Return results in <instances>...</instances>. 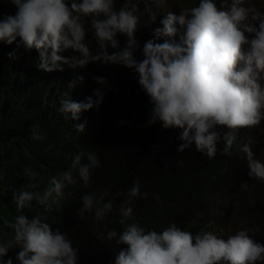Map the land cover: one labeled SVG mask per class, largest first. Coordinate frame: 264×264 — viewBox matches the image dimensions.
I'll use <instances>...</instances> for the list:
<instances>
[{
    "label": "clouds",
    "instance_id": "obj_1",
    "mask_svg": "<svg viewBox=\"0 0 264 264\" xmlns=\"http://www.w3.org/2000/svg\"><path fill=\"white\" fill-rule=\"evenodd\" d=\"M263 2L179 0L171 4L176 9L162 10L151 0H124L118 8L119 0H6L0 74L17 52L31 54L37 70L65 92L55 113L82 132L109 87L93 68H132L152 104L145 126L159 121L177 128L167 134L177 152L195 149L202 159L194 181L170 185L171 196L155 200L167 220L158 232L131 219L133 198L147 195L138 179L114 217L117 226L108 229L113 202L90 187L100 161L95 152L74 155L42 191L34 182L13 192L18 214L5 221L0 264L263 263L264 240L249 228L252 219L264 232ZM134 50L144 58L138 61ZM88 77L106 87L91 93L84 86ZM246 129L257 132L256 142L254 135L245 137ZM128 130L125 121H107L100 139ZM30 138L43 136L34 127ZM222 167L231 175L220 182L214 173ZM24 172L38 176L30 167ZM76 215L92 217L98 236L114 242L109 256L82 258L66 233ZM201 227L210 229L196 233Z\"/></svg>",
    "mask_w": 264,
    "mask_h": 264
},
{
    "label": "trees",
    "instance_id": "obj_2",
    "mask_svg": "<svg viewBox=\"0 0 264 264\" xmlns=\"http://www.w3.org/2000/svg\"><path fill=\"white\" fill-rule=\"evenodd\" d=\"M5 2L0 0V11L5 8ZM123 2L119 0L117 8ZM133 55L138 61L144 58L143 53L135 50ZM16 56L12 65L0 74V237L6 240L5 221L10 222L18 214L12 200L14 191L19 192L34 182L42 191L52 177L69 167V159L76 154L87 157L90 152H95L100 161L90 187L97 195L103 194L104 201L113 202V211L106 219L108 229L117 226L114 217L120 213L121 203L127 200L133 180L138 179L140 192L147 195L133 198L132 219H140V225L146 230L161 231L167 220L162 218L163 207L155 200L169 198L174 192L170 185L194 181L202 158L195 149L177 152L167 135L177 128H163L159 121L145 126L152 104L138 84L134 69L122 65L93 68L97 75L107 79L109 87L104 90L102 103L81 132L75 127L77 123L61 120L54 111L65 97L60 84L37 70L31 54L17 52ZM2 83L7 88L6 100ZM84 86L91 93L93 88L106 87L89 77L85 78ZM107 121L116 124L125 121L129 130L113 132L121 134L117 138L100 139ZM34 127L43 139L30 138ZM256 133L254 129H246L245 137ZM251 138L255 142L258 139L255 135ZM25 167L38 173L35 180L25 174ZM249 222V228L264 240V232L259 230L263 224L252 219ZM66 233L84 260H102L114 247V242L101 239L94 231L92 217L84 219L76 215L66 227Z\"/></svg>",
    "mask_w": 264,
    "mask_h": 264
},
{
    "label": "bare ground",
    "instance_id": "obj_3",
    "mask_svg": "<svg viewBox=\"0 0 264 264\" xmlns=\"http://www.w3.org/2000/svg\"><path fill=\"white\" fill-rule=\"evenodd\" d=\"M264 3V2H263ZM170 8H172V9H176L175 7H173L172 5H170ZM106 97V96H105ZM107 98V97H106ZM105 99V98H104ZM111 99V98H110ZM106 101H107V99H106ZM109 102V101H108ZM111 102V101H110ZM184 152V151H183ZM185 156V155H184ZM82 157V156H81ZM183 157V156H182ZM195 157H196V155H195ZM180 165V164H179ZM178 165V166H179ZM181 166V165H180ZM179 166V167H180ZM179 171H181V170H179ZM181 173V172H180ZM222 173H225V175L224 176H221V174ZM231 172L227 169V168H225V167H222L221 168V170L217 173V174H215L214 173V175L216 176V177H218V180L220 181V182H223V181H225V180H227L229 177H230V174ZM214 175H212V176H214ZM221 176V177H220ZM182 182V181H181ZM187 182V181H186ZM206 183H207V181H206ZM200 194L203 196L204 195V193H203V191L201 190L200 191ZM205 206H209V204H208V202H206L205 203ZM162 207V206H161ZM158 212V211H157ZM164 213V212H163ZM158 215H159V213H157ZM161 215V214H160ZM160 217V216H159ZM163 218V217H162ZM161 218V219H162ZM132 219V218H131ZM149 219H151V218H149ZM159 219V218H158ZM111 220V219H110ZM110 220H108V221H110ZM147 221H148V219H147ZM146 221V222H147ZM159 221H160V219H159ZM149 222H151V221H149ZM157 222V221H156ZM155 222V223H156ZM163 222H165V221H163ZM110 223H111V221H110ZM158 223V222H157ZM160 223V222H159ZM154 224V223H153ZM144 225H146V224H144ZM148 225V224H147ZM158 225V224H157ZM161 225V224H160ZM111 226V225H110ZM150 229V228H149ZM202 229H204V230H209L210 229V227H201V228H199L198 230H197V232L196 233H198V232H200ZM158 230V229H157ZM195 233V234H196ZM96 234V233H95ZM12 253V252H11Z\"/></svg>",
    "mask_w": 264,
    "mask_h": 264
},
{
    "label": "rangeland",
    "instance_id": "obj_4",
    "mask_svg": "<svg viewBox=\"0 0 264 264\" xmlns=\"http://www.w3.org/2000/svg\"><path fill=\"white\" fill-rule=\"evenodd\" d=\"M153 2L154 6H157L159 8H161L162 10H165L166 7L170 6L171 4H173L174 1L179 2V0H151ZM260 4H262V2H259ZM180 9L184 8L185 5L183 3H180ZM234 225L233 222H227V230H232V226Z\"/></svg>",
    "mask_w": 264,
    "mask_h": 264
}]
</instances>
